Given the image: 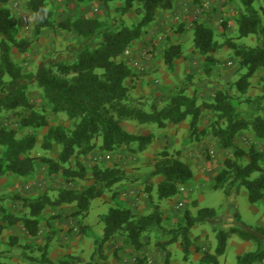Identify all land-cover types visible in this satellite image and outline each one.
<instances>
[{
  "label": "trees",
  "instance_id": "16d2710c",
  "mask_svg": "<svg viewBox=\"0 0 264 264\" xmlns=\"http://www.w3.org/2000/svg\"><path fill=\"white\" fill-rule=\"evenodd\" d=\"M10 1L0 0V113L14 112L22 129L34 131L46 128L43 150L49 152L56 145L59 152L55 158L33 155L30 152L35 147L36 138L32 132L19 137L16 129L0 125V178L24 179L36 173L39 165L43 164L50 176L62 174L69 184L78 179L92 183L81 189H55L52 196L48 190L32 198L14 196L20 203L21 211L4 216V224H21L31 238H37L45 210L68 205L74 207L71 216L78 218L79 226H83L82 220L89 216L95 199L106 191L112 192L116 185L136 181V177L114 165H95L88 175L79 160L81 155H87L94 149L116 153L123 148L134 150L138 146V150H142L152 141L151 136L128 132L122 125L124 122L155 124L158 128H165L166 122L179 124L187 120L190 139L210 134L220 148L235 147L233 155L224 160L214 188L222 189L227 197H233L245 188L251 204L264 200V153L254 147L246 151L235 146L237 135L243 131L264 140V115L258 113L253 118H246L237 111V103L242 101L239 96H245L252 86V79L264 71V22L254 5L256 0H238L241 9L235 18L237 38L254 37L256 45L247 46L232 41L226 44L237 60L238 69L244 70L235 85L239 96L220 89L211 101L200 105L197 96L189 97L179 91L169 95L165 107L159 109L151 105L148 110L144 105H135L132 87L127 82L136 74L124 56L142 39L145 28L158 19L159 12L172 10L173 0H74L83 4L98 2L108 10L103 18L70 17L61 21L54 19L48 0H27V9L35 21L36 36L46 29H58L79 39L75 60L53 61L48 57L35 72L24 71L13 59L14 50L24 54L32 46V41L20 36L19 21L9 7ZM136 5H139L142 17L136 24L128 25L124 17ZM192 43L197 56L204 59V72L209 76L212 68L219 64L215 53L224 44L203 22L195 23ZM181 46V43L174 42L163 50L162 59L168 69L173 70L176 60L181 57ZM32 85L41 90L48 110L55 115H65L71 128L51 125L46 107L40 109L30 100ZM245 102L250 100L245 99ZM204 110L211 112L215 120L208 127L200 128ZM259 110H263L261 105ZM180 155V152L174 156L168 150L163 151L150 173V176L160 178L156 191L158 202L177 197L180 188L193 178L191 168L178 159ZM145 192L151 197L152 187L147 185ZM112 196L115 197L116 193L113 192ZM235 216L241 223L239 215ZM217 217L215 209L200 208L195 216L190 212L185 214L184 225L168 231L171 241L175 242L180 237L184 259L190 251L191 229L207 223L218 226ZM102 223L103 235L95 243L92 258L101 253L106 242L117 236H126L135 249H140L144 234L163 228V213L158 203L149 213H135L117 203L108 209ZM3 226L0 231L5 228ZM214 229L217 239L215 254L205 253L202 258L204 264H219L218 258L226 253L230 235L255 245L253 251L238 256L236 264H264V227L241 223V226L227 230L223 227ZM52 235L53 232H49L45 243L37 245L39 256L25 255V264H70L66 260L55 263L49 257ZM12 241L16 242V239L13 237ZM11 259L12 255L8 252L0 251V264H11ZM166 264H169L168 258Z\"/></svg>",
  "mask_w": 264,
  "mask_h": 264
},
{
  "label": "rangeland",
  "instance_id": "374dc122",
  "mask_svg": "<svg viewBox=\"0 0 264 264\" xmlns=\"http://www.w3.org/2000/svg\"><path fill=\"white\" fill-rule=\"evenodd\" d=\"M26 3L27 0H11L9 3L12 13L19 21L20 36L32 41V46L26 53L21 54L17 50H14L12 53L13 59L19 63L26 72H35L38 66L46 61L48 57H50L53 61L69 62L75 60L76 47L79 43V39L73 34H66L58 29H46L43 30L39 36H36L35 21L30 15ZM184 3L194 7V19H191L187 23L183 22L174 25L170 28L168 32L170 33L169 35H167V32L161 31L164 35L162 36V39L167 37V39L170 40H167L169 45L174 42L181 43L182 55L176 60L177 63L175 65L179 66L176 68V73L174 72V74L170 73L168 75L162 74L164 76V80H166V82H170L173 86L169 93L167 91H162L163 94L160 98L163 99L167 94H176L180 91L189 97L193 95L197 96L198 104L202 105L204 102L211 101L215 93L220 89L227 90L233 96H239L235 85L244 73V70L238 69L237 60L234 57L232 50L226 46V44L227 41H232L234 43H242L247 46L256 45L254 37L241 40L237 38L235 18L241 9L240 2L238 0H184ZM254 5L261 14L264 22V0H256ZM48 7L52 11L56 21H61L70 17L103 18L105 16V12L108 10L105 5L98 2H88L83 4L77 3L74 0H48ZM141 17L142 14L139 10V5H136L124 17V20L128 25H132L136 24ZM197 22H203L211 27L215 32L216 39L220 43L224 44L223 47L215 53V57L218 59L219 64L212 68V72L209 76L204 72V59L197 56L192 45V31L195 23ZM149 26L145 28L142 39L135 43L131 48L130 55L124 56L126 60H128L133 53L135 55H140L142 58L144 57L142 59L143 62L160 59V56L163 55L164 49L163 46H158V38L153 37L154 34H151L153 37L151 40L147 37L151 31L149 30ZM156 30L157 29H153V33H155ZM158 47H161V50L163 49L161 53L159 52ZM187 60L190 61L192 69L195 71L189 72L190 74L188 75L185 74V68L182 64ZM195 76L198 78H194ZM29 96L30 100L36 104L38 108L42 109L46 107V113L51 125L71 128V123L65 115H55L48 110V106L45 103L42 92L36 85H32L30 87ZM239 97L243 101H239L237 103V111L241 116L253 118L258 113L264 115V71L252 79V86L250 87L248 93L245 96ZM245 99H249L250 102H245ZM260 105L263 108L261 111L259 110ZM214 120L215 116L211 112L204 110L199 127L206 128ZM185 124H188L187 120L185 121ZM0 125L16 129L19 137H24L27 132H32L36 138L35 147L30 152L33 155H43L55 158L59 152V147L56 145H54L52 150L49 152H45V150H43L42 144L43 137L47 130L46 128L34 131L31 129H22L20 128L18 122V116L12 111H3L0 113ZM122 125L128 132L133 134L143 135L146 137L151 136L152 141L142 150H138V146H135L134 150L123 148L116 153H105L99 151L98 149H94L87 155H81L79 160L86 168L88 175L91 174V170L95 165L102 167L114 165L124 169L129 175L136 177L137 180L134 182H124L120 185H116L112 192L106 191L101 198L95 199L91 205V212L87 219V225H84V222L83 226H79L77 224V230H74V227L71 226L72 231H69L68 233L70 240H63L65 236L66 238H68V236H64V233H61L63 230L57 228V231L53 233V236L57 238L58 243V248L51 252V257L54 260L53 262L57 263L61 260H66L70 264H84V254L89 253L88 250L91 247L90 243L84 241V234H86L88 230L97 234L100 228L103 227L102 217L107 213L110 206L117 204L116 201L119 195L117 190L121 186L132 189V193L137 198L147 196L145 192L147 185L152 187V196H147L144 202H138L139 204L135 202L134 207L137 209L143 208L145 209L143 210V213H149L152 211L153 205L158 203L160 210L163 213V228L154 229L151 232L144 234L145 237L147 235L149 243H152L153 240L159 241L165 236L168 237V239L171 238L168 231L176 229L180 225H184V217L187 212H190L192 216H195L197 208L208 207L216 210L218 214L216 224L218 226L211 223L202 225L199 224L190 231L191 246L188 253L190 263H186L184 261V253L177 246H180V237L175 242L171 240L166 242V244L168 243L166 246L167 250L174 253L173 264H194V249L202 255L205 253L215 254L217 246L215 227H223L227 230L229 227L241 226V223H244L247 226L264 227V200L260 201L256 205H252L248 200L247 190L245 188H241L240 192L233 197H227L222 189L214 188L215 178L222 170L224 160L233 155L235 147L231 149L220 148L218 141L210 134H206L204 137L198 139L195 137L192 138L191 140L193 141L194 146H198L196 150L197 152L194 155V162L198 166L199 173H203L205 170V175L198 178L194 185L189 187L183 186L185 188V192L182 194L179 193V195L174 199L158 202L156 191L160 178L152 177L150 176V173L157 161L160 159V154L163 151L168 149V151L173 153L174 156L178 152L181 153V151L177 150V145H175L174 148H170L166 147L163 142L158 143L156 140L157 132H161V129L163 130V128H158L155 124H148L144 126L139 125L136 122H124ZM188 139H190L189 135ZM235 146L243 148L246 151L251 147H254L258 151L264 153V140L257 139L248 131H243L237 135L235 139ZM72 163V165H74L75 162L73 161ZM204 167L207 169L210 168L211 170L206 171ZM37 174L41 180L44 179L42 187L38 188L39 193H37V195L43 193L45 190H48L52 196L54 194L53 190L55 189L68 187L81 189L92 183L90 180L78 179L69 184L66 177L62 174L50 176L47 166L43 164L39 165ZM18 180L13 177L0 178V228L4 227V216L8 214H17L21 211L19 201L14 198V196H17L18 194L13 190L16 187L26 189L27 183L21 181L22 179ZM47 186L48 188H46ZM113 192L116 193L115 197L112 196ZM128 194L130 195L129 192ZM34 196H36V194ZM181 203L182 205H180ZM67 208L68 209L65 213L69 216L73 211L71 209L74 207L70 206ZM134 212L137 213L138 210ZM64 214L62 217H65ZM235 214L239 215L241 223L238 222ZM52 216L54 215H50V217ZM5 229L3 228L0 231V248L2 250L4 249V252H8L9 254L12 253L11 251L13 250L16 253L18 252L15 254L18 255L19 251L21 252V247L18 246L17 243L13 242L11 237H8L7 234L5 235L3 233ZM48 232L49 230L44 228L45 234H43V236L45 239L47 238ZM44 243L45 242H43L42 245ZM164 244L165 243L161 244L159 241L155 245L160 248ZM31 245L33 246V244ZM74 246L80 247L81 252L73 254L68 251ZM33 247L34 250H31L30 254L35 257L36 255L39 256L40 253L37 251V248L35 246ZM254 249L255 245L253 243H244L238 236L230 235L226 253L218 258L219 264H236L238 255L246 251H253ZM49 251H51V249H49ZM90 264L95 263L92 260Z\"/></svg>",
  "mask_w": 264,
  "mask_h": 264
},
{
  "label": "crops",
  "instance_id": "0c3cea01",
  "mask_svg": "<svg viewBox=\"0 0 264 264\" xmlns=\"http://www.w3.org/2000/svg\"><path fill=\"white\" fill-rule=\"evenodd\" d=\"M193 9L194 7H192L189 4H185L184 0H173L172 10L163 11V12L158 13V19L152 25L149 26V30L151 31H150V34L147 35V37H149L150 40L153 37L155 38L157 37L159 41L158 46H163V49H165L169 45V42L167 41L169 39H167V37H165V39L164 38L162 39V36L164 35L161 33V31L167 32V35H169L170 33L168 32L170 28L173 27L174 25L178 23H183V22L187 23L191 19H194ZM153 29H157L156 30L157 33L156 32L153 33L152 31ZM151 34L152 35L154 34L153 37ZM158 49L160 53L163 50V49L161 50V47H158ZM162 57L163 55L160 56V59L153 60L150 62L149 60L148 62H145V61L143 62L142 59L144 57L142 58L140 55H135L133 53L127 60V63L131 66L133 73L136 74L133 77V79H130L127 82L128 85L132 87V91H131L132 98L135 102V105H144L146 110H148L151 105H156L159 109H161L162 106H165L169 101L168 94L166 95L165 98L163 99L160 98L161 95L163 94L162 91H167L169 93L173 86V84H171L170 82H166V80H164L163 75H168L170 73L174 74V72L176 73V68L179 66L175 65L174 70L171 71L163 63ZM176 63L177 62H175V64ZM182 64H183V67L185 68V74L188 75L190 74L189 72H195L193 71L192 64L190 63L189 60L184 61ZM194 78H198V77L195 76ZM188 132H189V123L185 124V121L179 124H173L171 122H166V127L163 128V130L161 129V132H157V136H156V140L158 141V143L163 142V144L166 147L174 148V146L177 145L178 147L177 150L181 151V155L178 156V159L183 161L186 165H188L191 168L193 172V178L188 184L184 185V187H189L191 185H194L195 181L198 180V178L205 175V170L203 173H199L198 166L194 162V155L197 152L196 150L198 146L197 147L194 146L193 141L191 139H188ZM204 168L206 169V171L211 170L210 168L208 169L206 167ZM39 179L40 177L36 172L33 175L21 180L27 183L26 189H22V188L20 189L16 187L14 188L13 191L16 192L21 197L32 198V197H35L34 196L35 194L36 196H38L40 195V194L37 195V193H39L38 188L42 187V184L44 183V179L42 180L41 179L39 180ZM46 188H48V186ZM131 190L132 189L121 186L117 190L119 192V195H118V199L116 202L118 204H122L132 209L133 211L138 210L137 213H143L144 212L143 210L145 209L134 208L135 202L136 203L141 202V201L144 202L148 194L146 193L147 195L146 197L142 196L141 198H137L132 193ZM128 192L130 193V195L128 194ZM252 205H256V204H252ZM67 207H70V206L64 205L61 208H47L45 210L43 214L41 232L37 238H31L27 234V232L24 230L21 224L13 225V226L4 224L6 229L4 228L5 230L3 231V233L5 235L7 234L8 237H11V238L14 237L16 239L15 243H17V245L21 247V252L19 251L18 255H15L18 252L16 253L13 250L11 251L12 253H10V255L12 254L13 255H12V259L10 263L11 264H24L25 263L23 259L25 257V254H30V251L33 250V246L37 247L38 244H42L43 242H45L46 239L43 236V234H45L44 228H47L49 232H53V233L57 231V228H59L63 230L61 231V233H64L63 234L64 236L65 235L68 236V238H66L65 236L63 240H66V239L70 240L68 233L69 231L70 232L72 231L71 226L74 227V230H77L76 225L77 224L79 225L80 221L78 218L72 217L71 214L69 216L66 215L65 212L68 209ZM199 209L200 208H197V211ZM71 210H73V208ZM63 214L65 217H62ZM50 215H54V216L50 217ZM88 217L82 220V223L84 222V225L85 224L87 225ZM102 235H103V227L100 228L97 234L92 233L91 230H88V232L84 234V241L85 242L87 241V243L91 244V247L88 250L89 253L84 254V259H83L84 264L90 263L92 260L94 261L95 264H141V263L147 264L146 261H150V264H166L167 258L169 259V264H173L174 253H172L171 251H168L166 248V246L168 245V243L166 244V242L170 240V238L168 239V237L166 236L162 237V239L159 240L161 244L162 243H165V244L162 245L160 248H158L155 245L157 242H159L158 240H153L152 243L151 242L149 243L147 240V235L146 237L143 235L141 238V243L143 245L140 249H135L126 236H117L111 239L110 241L106 242L103 245V249L101 253L95 255L92 258V255L94 253V243L95 241H100L102 238ZM35 239H38V240H35ZM244 243H251V242H244ZM31 244H33V246ZM57 245H58L57 238L53 236V239L49 244V249H51V251H49L50 253L49 257L51 258L52 261L54 260L51 257L52 255L51 252L55 250L56 248H58ZM177 246L182 251L180 246L179 245ZM0 251H4V249L2 250L0 248ZM68 251L72 252L73 254H77L81 252L80 247L78 246H74L70 248ZM246 252H249V251H246ZM202 258H203V255L201 253H198L197 250L194 249V264H204L202 262ZM184 261L186 263L187 262L190 263V259H188V257L187 259H184ZM174 264H177V263H174Z\"/></svg>",
  "mask_w": 264,
  "mask_h": 264
},
{
  "label": "built area",
  "instance_id": "2783aa9c",
  "mask_svg": "<svg viewBox=\"0 0 264 264\" xmlns=\"http://www.w3.org/2000/svg\"><path fill=\"white\" fill-rule=\"evenodd\" d=\"M130 51H127L126 52V55L128 56V55H130ZM185 192V188L184 187H181L180 188V193L182 194V193H184ZM180 205H182V203L180 204ZM147 262V264H150V261H146Z\"/></svg>",
  "mask_w": 264,
  "mask_h": 264
}]
</instances>
